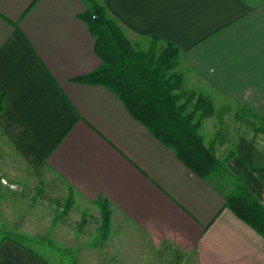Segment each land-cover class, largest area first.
<instances>
[{
  "label": "crops",
  "instance_id": "crops-1",
  "mask_svg": "<svg viewBox=\"0 0 264 264\" xmlns=\"http://www.w3.org/2000/svg\"><path fill=\"white\" fill-rule=\"evenodd\" d=\"M96 1L136 45L155 37L176 47L183 88L208 97L215 117L232 103L237 117L264 123V0ZM89 6L0 0V264H50L19 239L42 241L40 229L28 232L15 213L17 201L39 192L71 196L64 214L78 202L101 214L97 201L106 199L111 223L189 264H264L262 235L226 205L233 193L215 174L192 172L110 88L76 80L102 66L82 17ZM28 175L38 185L23 195Z\"/></svg>",
  "mask_w": 264,
  "mask_h": 264
},
{
  "label": "trees",
  "instance_id": "trees-1",
  "mask_svg": "<svg viewBox=\"0 0 264 264\" xmlns=\"http://www.w3.org/2000/svg\"><path fill=\"white\" fill-rule=\"evenodd\" d=\"M82 17L94 36V49L102 66L76 80L110 88L128 111L157 139L171 146L192 172L201 178L216 174L218 158L213 147L204 144L200 133L201 122L213 113V105L205 95L183 88L184 79L175 72L176 47L159 45L155 37L145 48L141 43L136 45L108 15L105 5L96 0H90ZM3 109L0 95V111ZM223 161L241 181L226 205L264 239V152L252 141L241 138ZM97 202L101 210L100 231L106 235L111 211L106 199ZM71 204L69 196L63 213Z\"/></svg>",
  "mask_w": 264,
  "mask_h": 264
},
{
  "label": "rangeland",
  "instance_id": "rangeland-1",
  "mask_svg": "<svg viewBox=\"0 0 264 264\" xmlns=\"http://www.w3.org/2000/svg\"><path fill=\"white\" fill-rule=\"evenodd\" d=\"M143 43L148 45V40ZM143 47L147 46L143 45ZM212 105L213 113L208 116L209 118L206 117L208 119L202 126L204 118L200 126L204 144L209 146L210 142L213 143V146H210L213 149L215 147L214 152L219 162L218 171L211 178L216 181L219 188L229 189L231 193H234L236 184L241 181L223 160L231 150L236 148L241 138L252 141L258 149L264 152V131L261 130L264 123L250 115L237 117L233 113L237 106L232 103H225V111H221L223 114L215 117L214 111L218 107L213 102ZM212 131H215L216 134H213ZM25 179L23 195L29 189L34 190L38 185L37 177L33 178L32 175H28ZM13 187L18 188L16 185ZM2 189L1 186L0 191ZM65 201V199L50 200L45 192L41 196L39 192L32 197L17 201V208L14 209L16 218L21 216L27 223L26 230L28 232L32 233L40 229L44 236V239L41 238L42 241L19 239L27 246L37 250L40 256L50 264H189L187 262L189 258L185 259L183 254H177L176 251H171L164 246L156 247L148 238L140 237L138 232L133 233L118 220H114L112 223L110 220L107 234H101V214L95 207L87 205L88 203L78 202L75 203V208L71 213L64 214ZM57 203L58 205L55 206ZM73 207L72 198L69 209ZM31 208L32 212L36 210V213L29 214L33 215L29 220L26 215ZM41 220L45 224H42ZM2 221L3 219L0 220V230L3 227ZM14 222V219L5 221L6 230H9L8 228L15 229ZM15 232L12 231L13 234ZM13 234L11 235L13 236Z\"/></svg>",
  "mask_w": 264,
  "mask_h": 264
}]
</instances>
